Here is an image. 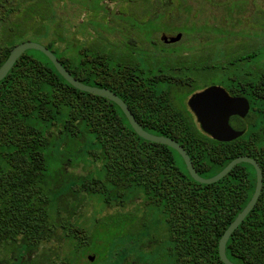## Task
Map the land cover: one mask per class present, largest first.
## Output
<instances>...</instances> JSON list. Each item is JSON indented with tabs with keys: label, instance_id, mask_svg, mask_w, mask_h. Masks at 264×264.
I'll list each match as a JSON object with an SVG mask.
<instances>
[{
	"label": "trees",
	"instance_id": "1",
	"mask_svg": "<svg viewBox=\"0 0 264 264\" xmlns=\"http://www.w3.org/2000/svg\"><path fill=\"white\" fill-rule=\"evenodd\" d=\"M2 19L0 15V66L20 43L13 41L20 36L19 24L5 25ZM45 47L80 83L116 94L144 131L177 142L200 177H213L237 157L254 159L262 171V191L228 239L225 253L234 264H264V81L250 84L251 111L242 121L243 135L231 142L204 134L184 104L198 88L184 76L188 71L206 75L245 70L258 59L256 50H223L221 63L177 61L168 67L179 72L172 79L140 74L136 62L115 58L101 45L78 46L75 56L61 54L54 43ZM163 84L167 88L159 92ZM172 84L186 88L182 102L172 97ZM86 135L95 148L89 158L99 163L97 175L77 179L66 190L51 189L48 174L54 158H62L53 149L84 142ZM254 187L255 172L248 164L237 165L214 184L196 183L174 150L138 137L117 105L71 87L38 51L22 54L0 82V264L5 257L7 264H36L39 259L80 264L91 238L78 222L81 217L68 207L82 206L86 195L120 208L130 197L141 195L143 207L159 215L167 228L172 264H223L218 242ZM56 191L60 203L54 213L50 195ZM52 243L57 251L46 248Z\"/></svg>",
	"mask_w": 264,
	"mask_h": 264
},
{
	"label": "rangeland",
	"instance_id": "2",
	"mask_svg": "<svg viewBox=\"0 0 264 264\" xmlns=\"http://www.w3.org/2000/svg\"><path fill=\"white\" fill-rule=\"evenodd\" d=\"M49 1L52 13L43 6L46 0H33L28 3L30 11L19 12L27 5L23 4L18 11L6 15L9 25L20 26V36L16 35L13 41L43 46L54 43L61 54L75 56L78 46L101 45L104 51L118 53L123 41H139L150 49L145 39L157 43L162 34L175 37L180 33V41L173 46L175 55H210L213 64L224 62L223 50L239 54L256 50L258 59L254 63L264 68V0ZM0 11L3 12L2 8ZM211 75L214 72L202 75L200 81L206 86L219 84L216 81L220 73L214 75L215 80ZM201 84H194V88ZM187 94L183 89L174 98L182 102ZM91 144V137L86 135L84 142H69L63 149H53L62 158H54L55 164L48 174L51 189L66 190L77 179L97 175L99 163L89 158L95 152ZM59 159L64 163L62 168ZM66 159L79 166H69ZM58 192L50 195V209L54 213L60 203ZM78 205L71 204L68 210L81 217L78 222L84 224L91 238L80 264H172L167 228L159 215L143 207L141 195L130 197L124 208L103 205L99 197L88 195L82 206L77 208ZM52 244L46 248L57 251ZM6 259L3 264H7ZM36 264L48 263L39 259Z\"/></svg>",
	"mask_w": 264,
	"mask_h": 264
},
{
	"label": "water",
	"instance_id": "3",
	"mask_svg": "<svg viewBox=\"0 0 264 264\" xmlns=\"http://www.w3.org/2000/svg\"><path fill=\"white\" fill-rule=\"evenodd\" d=\"M181 34H178L171 39V42H176L180 39ZM33 50L42 53L54 66L59 75L73 88L78 91L88 93L90 95L102 97L119 107L130 127L135 134L145 141L164 145L174 150L183 160L185 168L193 181L202 185H211L223 179L230 173L237 165L248 164L255 172V187L253 194L243 208V210L236 216L224 231L218 242V255L223 264H234L230 262L225 253L226 243L232 233L240 226L247 215L255 207L263 187L262 171L258 163L249 157H237L230 161L220 172L210 178L200 177L185 150L174 140L152 135L144 131L139 123L136 121L131 111L126 104L113 92L105 88H98L85 85L74 79L64 67L61 65L56 56L49 51L45 46L25 41L15 45L5 60L0 66V82L6 77L15 62L26 51ZM189 110L194 115L201 131L209 136L211 139L218 142H231L243 135L244 126L243 119L249 112V103L245 99L229 98L227 93L220 87L210 86L201 92L193 94L187 101ZM92 256L89 257L92 260Z\"/></svg>",
	"mask_w": 264,
	"mask_h": 264
},
{
	"label": "flooded vegetation",
	"instance_id": "4",
	"mask_svg": "<svg viewBox=\"0 0 264 264\" xmlns=\"http://www.w3.org/2000/svg\"><path fill=\"white\" fill-rule=\"evenodd\" d=\"M104 1H110V0H104ZM31 2H33V0H19L18 2H15V0H0V9L2 8L3 10V12L0 11V15L3 16L2 21H4L2 23H5V25H9L8 23L9 18L7 17L8 14L13 13L14 10L18 11L19 8H21L23 4H27V5H24V7L19 12L24 11L25 9L27 10V12L30 11L27 8H29L28 3H31ZM43 6L46 8V11H49L52 13V7L50 6L49 0H46ZM145 28L148 29L149 28L148 25H145ZM172 38L174 37H167L164 34H162L159 38V42L157 43L153 42V40L151 39H145V42L147 46L150 47V49H148L146 46L143 47V45L140 44L139 41H123L122 43H120L122 46L121 50H119L118 53H114V56L115 58H118V59L125 58V59L136 62L141 68V70L139 71L140 74H144L146 76L158 74V75H163V76H166L172 79H176L178 77L179 72L170 70L168 69V67L170 64L173 65L177 61L187 62L192 65H200L201 62H207V61L209 62V64H212L210 63V60H211L210 55L204 58L203 57L197 58L195 56L187 57V56L175 55L173 46L174 44L178 43L180 39L176 42H171ZM158 66H160L162 69L156 68ZM246 66H247V69L245 70H241V71L235 70L234 71L231 69V70H227V71L220 73V76H219L220 79L216 81V82H219V84H210L207 86L206 84H204V82L200 81L201 78L204 76H202L199 72L193 71L191 73L190 71H188V73L185 74L184 76H186V78L189 79L188 81H190V83L192 82L193 85L194 84L197 85L199 84V82H201L203 85L202 84L199 85V87L196 88L195 91H193L191 94L187 96L186 100L184 101L186 109L192 114V112L189 110L187 106V101L193 94L201 92L210 86H217V87L222 88L227 93L229 98L247 100L249 103V107H250L249 112H250L251 111L250 99L252 98L249 96L248 88L250 84L255 81L260 82V83L264 81L262 79L264 77V68L254 63V61L250 64H247ZM151 68H155V70ZM215 74L216 73H214V75ZM214 75H211V76H213L214 78L215 77ZM173 81H176V80H173ZM239 83H240V87L237 86V84ZM171 86H172L171 88L172 97L175 96L176 92L186 89V88L176 87L174 84H172ZM166 88H167L166 84L160 85L158 86V91L162 92ZM188 88L189 87H187V89ZM192 116L194 117L193 114Z\"/></svg>",
	"mask_w": 264,
	"mask_h": 264
}]
</instances>
